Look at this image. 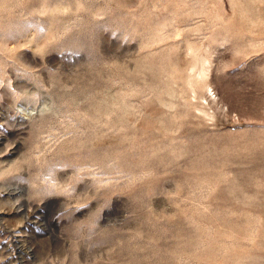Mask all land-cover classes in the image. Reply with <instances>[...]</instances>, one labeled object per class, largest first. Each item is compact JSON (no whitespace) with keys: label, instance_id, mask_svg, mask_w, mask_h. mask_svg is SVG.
<instances>
[{"label":"rangeland","instance_id":"1","mask_svg":"<svg viewBox=\"0 0 264 264\" xmlns=\"http://www.w3.org/2000/svg\"><path fill=\"white\" fill-rule=\"evenodd\" d=\"M0 264H264V0H0Z\"/></svg>","mask_w":264,"mask_h":264}]
</instances>
